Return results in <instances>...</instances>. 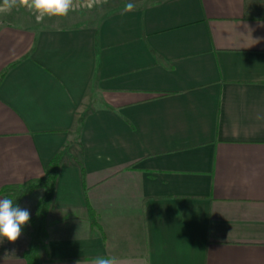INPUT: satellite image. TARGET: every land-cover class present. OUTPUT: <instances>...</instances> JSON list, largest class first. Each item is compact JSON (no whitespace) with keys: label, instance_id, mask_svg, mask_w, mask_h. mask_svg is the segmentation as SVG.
I'll use <instances>...</instances> for the list:
<instances>
[{"label":"crops","instance_id":"crops-1","mask_svg":"<svg viewBox=\"0 0 264 264\" xmlns=\"http://www.w3.org/2000/svg\"><path fill=\"white\" fill-rule=\"evenodd\" d=\"M132 3L0 25V191L64 151L40 264H264V4Z\"/></svg>","mask_w":264,"mask_h":264},{"label":"trees","instance_id":"trees-1","mask_svg":"<svg viewBox=\"0 0 264 264\" xmlns=\"http://www.w3.org/2000/svg\"><path fill=\"white\" fill-rule=\"evenodd\" d=\"M6 71L0 74V82L2 81ZM64 156V151H60L49 163L46 174L39 179L31 180L19 186H9L0 191V193L8 192V197L13 200L14 204L18 205L21 198L37 189H43L34 214L30 217L29 225L31 227V243L25 253L28 264H40L41 250L47 249V213L52 207L53 197L56 189V182L59 176L61 162ZM83 177L86 175L85 168L80 161H77Z\"/></svg>","mask_w":264,"mask_h":264},{"label":"clouds","instance_id":"clouds-1","mask_svg":"<svg viewBox=\"0 0 264 264\" xmlns=\"http://www.w3.org/2000/svg\"><path fill=\"white\" fill-rule=\"evenodd\" d=\"M84 3H87V0H84ZM4 5L8 10L15 7L27 8L39 21L44 17L67 16L70 11L81 5V0H4ZM29 220L30 213L27 209L14 204L10 198L0 199V241L6 239L14 243L21 236L22 227L27 225ZM92 264H119V262L114 257L98 256Z\"/></svg>","mask_w":264,"mask_h":264},{"label":"rangeland","instance_id":"rangeland-1","mask_svg":"<svg viewBox=\"0 0 264 264\" xmlns=\"http://www.w3.org/2000/svg\"><path fill=\"white\" fill-rule=\"evenodd\" d=\"M145 2L148 3L153 0H87V3H84V0H81V5L76 7L73 11H70L68 15H77V17L81 16H89L90 18L100 19L103 14L113 7H124L125 4L132 2ZM132 3V4H137ZM264 4V0H253V3ZM260 14H264V10L259 12ZM46 18L44 17L42 20H37L36 15L24 7H15L8 10L4 5V0H0V25L17 22L19 24L25 25H46ZM41 192L38 190L33 191L32 193L24 195L19 201L18 205H21V208L27 209L30 213V217L33 215L34 209L37 208V205L40 200ZM29 225V224H27ZM26 226H23L24 229Z\"/></svg>","mask_w":264,"mask_h":264}]
</instances>
